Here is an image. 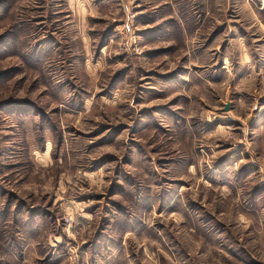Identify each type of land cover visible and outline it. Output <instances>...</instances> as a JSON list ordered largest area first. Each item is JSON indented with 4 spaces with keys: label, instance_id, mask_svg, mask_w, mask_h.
Listing matches in <instances>:
<instances>
[{
    "label": "rangeland",
    "instance_id": "obj_1",
    "mask_svg": "<svg viewBox=\"0 0 264 264\" xmlns=\"http://www.w3.org/2000/svg\"><path fill=\"white\" fill-rule=\"evenodd\" d=\"M0 264H264V0H0Z\"/></svg>",
    "mask_w": 264,
    "mask_h": 264
},
{
    "label": "water",
    "instance_id": "obj_2",
    "mask_svg": "<svg viewBox=\"0 0 264 264\" xmlns=\"http://www.w3.org/2000/svg\"><path fill=\"white\" fill-rule=\"evenodd\" d=\"M226 110L228 109V107L225 108Z\"/></svg>",
    "mask_w": 264,
    "mask_h": 264
}]
</instances>
